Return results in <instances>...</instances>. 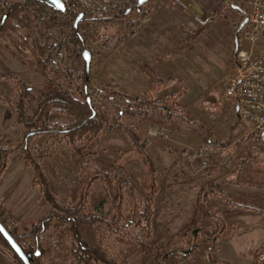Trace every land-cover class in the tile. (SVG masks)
I'll return each instance as SVG.
<instances>
[{"label": "rangeland", "instance_id": "obj_1", "mask_svg": "<svg viewBox=\"0 0 264 264\" xmlns=\"http://www.w3.org/2000/svg\"><path fill=\"white\" fill-rule=\"evenodd\" d=\"M190 1H195L200 11L207 9V13H211V16L210 19H200L205 22L200 29H206L196 40L195 50L188 55L194 58L195 63L191 66L189 59L181 61L184 66L179 70V74L185 78L189 90L179 98L178 94L171 93L177 87L174 84L159 92L150 89L145 99H141V101L152 100L155 97L158 98L154 101L165 99L168 105H175L179 109L177 111L182 113V116H172L174 125H168L161 115H155L153 119H145L139 123L141 137L150 140L146 155L153 166V172L151 169H146L148 165L143 159H131L130 155L134 148L122 129L109 130L104 127L93 140L85 139L80 144L81 154L70 151L61 136L39 135L30 142V153L41 162L51 191L60 203H70L76 198L80 186L77 177L82 174L79 160L87 154H91L98 164L126 170L132 177L139 196L149 197L153 185L156 193L153 196L151 243L171 239L190 221L196 208L198 191L204 182L212 181L209 172L210 166H213L215 161L219 163V161L231 160L234 161L232 165L239 169H242L245 160L251 163L253 161L251 170L257 174V178H260L259 172L264 171V162L262 163L264 144L253 141L252 126L247 121L239 119L234 100L226 97L224 90L225 77L233 64L235 29L243 20L244 14L241 10L246 11V7L240 0ZM135 15L136 13H132L131 17L134 18ZM124 23V19H111L110 16H106L103 20L82 22L79 29L77 26L76 32L78 35L81 34V38L83 36L85 40L81 41L91 52L88 78L94 89L134 99L133 94L142 95L141 92L134 91L137 84L142 85L139 76L148 77L136 65L129 66L127 69L129 76H127L126 69L119 66L118 56L121 51L114 52V49H111V46L117 42L118 36L125 34ZM68 29V18L64 15L58 16L55 20L40 18L37 27L24 30V33L34 39L56 43L63 39ZM248 30L246 24L238 33L239 48L250 45L246 40ZM104 36L112 40L109 49L103 46ZM259 43L257 41L253 49L256 53L263 54L264 47ZM71 48L73 52L68 55L65 67L73 70L75 81L79 82L75 75L85 69L84 61L79 55L82 51V43L80 49L76 44ZM0 70L18 75L37 90H59L55 83L41 75L32 59L23 58L1 33ZM62 84L64 87L67 86L64 81ZM201 89L206 90L199 94ZM166 94L168 96L159 97ZM13 96L14 88L0 81V147L19 146L22 139V129L6 102L7 97L13 98ZM93 104L97 109H110V104L101 98H94ZM113 104L121 109H126L127 106L119 99L114 100ZM109 113L111 114L110 110ZM54 120L67 123L71 118L55 114ZM131 121V118L126 119V122ZM155 125L164 129L175 127L176 131L171 135L168 134L166 138H151L146 134V130L149 126ZM214 140L222 143L230 141V143L227 146L222 143L208 146V143ZM190 152H199V154L188 156ZM8 158L7 167L0 176V220L6 226H10V229L14 228L19 234L27 235L32 222L45 216L51 207L40 194L39 188L32 186L33 170L25 165L21 152L13 150ZM206 160L210 162L206 168H198V164ZM251 167L248 165L242 170L249 172ZM101 188L100 183H95L91 191L103 197ZM222 201L220 196L210 197L206 207L217 213L223 221V231H228L229 234L222 232L214 244L208 238L207 240L198 238V247L186 260L188 264H211L203 255L208 245L213 248L211 257L221 264H249L251 245H256L263 232L264 218L260 215L262 212L256 209L261 206L229 205L230 209L233 208L229 211L221 207ZM101 209L104 213L110 214V205L107 201ZM81 236L85 241L97 244V236L93 228L83 227ZM25 242L29 245L31 240ZM121 252L129 264H152L156 254L154 250L149 254H143L136 250H127L126 247H122ZM45 259L46 264H63L58 254L45 256ZM179 260L181 257L174 254L168 257L167 264H176ZM0 264H17L1 241Z\"/></svg>", "mask_w": 264, "mask_h": 264}, {"label": "trees", "instance_id": "obj_2", "mask_svg": "<svg viewBox=\"0 0 264 264\" xmlns=\"http://www.w3.org/2000/svg\"><path fill=\"white\" fill-rule=\"evenodd\" d=\"M123 1L125 9L110 15V18L124 19L125 34H120L113 46H111L112 40L104 36L105 48L109 49L111 46V49H115L120 46L127 37L135 34L148 17V12L144 9L145 3L138 6L135 0ZM65 6L64 11H59L39 0H0V33L23 58L33 60L46 80L55 83L59 88V90H37L18 75L0 70V81L14 88L13 98L7 97L6 102L22 129L19 146L0 147V176L7 167L9 153L13 150L20 151L25 165L33 170L32 186L39 188L40 194L51 207L45 216L32 222L27 235L19 234L14 228H7L5 223L0 221L25 252L30 251L33 254L36 249L40 251L38 256L33 255V264H46L45 256L54 254H58L65 264H129L121 252L122 247L143 254H149L154 250L156 254L152 264H167V258L174 254H178L181 259H187L198 247V238L206 240L208 238L214 244L224 230L221 218L206 207L210 197L220 194L218 183L206 184L199 190L192 218L171 239L151 243L153 240V196L156 193L153 185L149 197L139 196L132 177L126 170L121 167L112 168L98 164L91 154H87L79 160L82 176L77 177L80 186L76 198L70 203H60L51 191L41 162L30 153V142L39 135L61 136L70 151L81 154L80 144L85 139L93 140L104 127L109 130L122 129L134 148L130 155L131 159H143L148 165L146 169H151L153 172V166L146 155L150 140L141 137L140 121L161 115L168 125H174L172 116H182V113L177 111L179 109L175 105H168L165 99L141 101L137 98H126L96 90L89 78L85 79L84 70L75 75L79 82L75 81L73 70L65 66L68 55L73 52L72 45L76 44L80 49L81 40L85 39L83 36L81 38V34L79 36L72 26L77 12L81 10L79 3L67 0ZM128 8L131 10L126 13ZM132 13H136L134 18L131 17ZM64 15L68 18L69 29L59 42H45L24 33V30L37 27L40 18L55 20L58 16ZM103 19L105 17L92 19L84 15L78 24V29L82 22ZM141 71L150 79L154 89L165 87L170 82V79L160 78L148 66H142ZM62 81L67 83L66 87ZM88 95L90 104L87 102ZM94 98L107 101L110 104L111 114L108 108L97 109L93 104ZM116 99L125 102L126 109L113 104ZM93 110L94 116H92ZM55 114L69 116L71 120L67 123L55 121ZM128 118L132 121L126 122ZM252 137L253 141L259 144V139L254 133ZM221 143L219 140H214L208 143V146ZM229 143L230 141L222 144L227 146ZM198 154L199 152H190L188 156L193 157ZM208 163L210 162L207 160L200 162L198 168H204ZM95 183L101 184L103 197L91 191ZM220 195L227 204L251 207V204L248 205L246 202ZM106 201L110 205V214L104 213L101 209ZM83 227L93 228L97 236L96 245L82 238ZM193 230H196L195 233ZM25 240H31V243L28 245ZM0 241L7 247L16 263L23 264L1 234ZM189 248H191L189 254H182V251ZM262 250H264V244L253 252L252 263ZM164 254H167L165 259L162 258Z\"/></svg>", "mask_w": 264, "mask_h": 264}, {"label": "crops", "instance_id": "obj_3", "mask_svg": "<svg viewBox=\"0 0 264 264\" xmlns=\"http://www.w3.org/2000/svg\"><path fill=\"white\" fill-rule=\"evenodd\" d=\"M186 1L188 3L187 7L174 0H147L144 5V9L148 12L147 19L136 30L133 36L127 37L120 46L114 49V52L118 50L121 51L120 56H118L119 66L123 67L124 70L126 69L125 74L127 76H129L127 71L129 66L136 65L140 71L142 66H148L160 78L170 79L168 85L154 90L149 78H144L137 74L142 85H140V83L137 84L134 91L141 92L142 95H139V93H135L136 95L132 93L134 98L139 100L145 99L146 93H148L150 89L159 92L174 84L177 87L175 91L171 92L172 94H178L179 98H181L182 94L185 95V93L188 92L189 86L185 78L179 74V70L184 66V63L181 61H188L189 59V61H191V66L195 63L194 58L188 55L195 50L196 40L204 34L206 29H200L201 26L198 20L210 19L211 13H207V9H202V11H200L195 1ZM146 80L148 82H145ZM115 81L117 84V80ZM205 90L206 89H201L199 94ZM164 96L168 95L166 94L159 97ZM156 98L158 97L152 100H156ZM263 162L264 160L262 163ZM233 163L234 161L231 162V160H226L224 162L219 161V163L215 161L212 164L213 166H210L211 170L209 172L212 181L210 183H206L207 181L204 182L202 187L206 184L218 183L220 194H223L225 197L240 202H246L247 204L261 206L258 211L262 212L260 215L264 218V171H260V178H257V174L251 170V165L254 163L253 161L252 163L249 160L243 162L242 169L249 165L251 167L249 172H244V170L241 168L239 169V167L235 168L232 165ZM220 194L214 197L220 196L223 199ZM222 204L223 206L221 207L224 209L227 208L229 211L233 209H230V204H227L224 199ZM256 223L258 222H255V224ZM262 228L263 232L261 236H259L258 242L256 245H251L249 264H252L253 252L264 244V224ZM223 232L229 234L228 231ZM187 259H181L177 261L178 263L176 264H188L186 261ZM210 261L211 262L208 261V263L212 264L214 262L213 264H221L212 257Z\"/></svg>", "mask_w": 264, "mask_h": 264}, {"label": "built area", "instance_id": "obj_4", "mask_svg": "<svg viewBox=\"0 0 264 264\" xmlns=\"http://www.w3.org/2000/svg\"><path fill=\"white\" fill-rule=\"evenodd\" d=\"M188 6L186 0H174ZM246 7L248 15L247 26L249 30L246 40L248 47H238L233 57L231 70L225 77V96L232 98L237 105V116L247 121L253 133L264 144V53H256L253 45L258 41L264 47V0H240ZM80 9L89 18L100 19L113 15L125 9L123 0H78ZM200 26L204 21L198 20ZM167 131V133H166ZM176 131L175 127L169 129L158 126H149L146 134L151 137H167ZM10 229V226H7ZM212 246L208 245L204 252V259L211 260ZM252 264H264V250L255 258Z\"/></svg>", "mask_w": 264, "mask_h": 264}, {"label": "water", "instance_id": "obj_5", "mask_svg": "<svg viewBox=\"0 0 264 264\" xmlns=\"http://www.w3.org/2000/svg\"><path fill=\"white\" fill-rule=\"evenodd\" d=\"M39 1L44 2L45 4L49 5L50 7H52L55 10L64 11L66 9L65 2L67 0H39ZM135 1H136V4L139 6V5H143L147 0H135ZM77 2H78V0H73V3H77ZM232 7L238 8L237 6H234V5H232ZM130 10H131V8H128L125 12L127 13ZM241 11L244 14V18L240 22V24L238 25V27L236 29L234 54H236V52L238 50L237 35L240 32V30L248 23L247 12L244 10H241ZM83 18H84V12L82 10H79L77 12L74 20H73V23H72V26L76 31H77L78 24L82 21ZM81 57L84 61V65H85L84 76H85V79L88 80L92 56H91V52L84 45V42H82ZM87 102L90 104V98L89 97H87ZM237 108H238V106L236 105L235 106L236 114H237ZM94 115H95V112L93 110L92 116H94ZM195 231L196 230H193V233H195ZM0 234L5 239V241L8 243V245L11 247V249L14 251L16 256L22 261L23 264H33V262H32L33 255L38 256L40 254V251L38 249H36V251L33 254L30 251L25 252L21 248V246L18 244V242L15 241V239L12 237V235L5 228V226L2 224L1 221H0ZM190 251H191V248H189L185 251H182V254L187 255L190 253ZM166 257H167V254H164L162 256L163 259H165Z\"/></svg>", "mask_w": 264, "mask_h": 264}]
</instances>
